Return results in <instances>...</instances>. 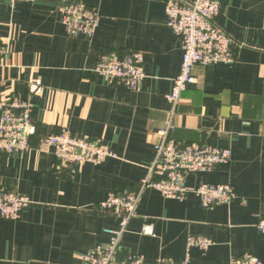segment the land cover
Returning a JSON list of instances; mask_svg holds the SVG:
<instances>
[{
  "label": "crops",
  "instance_id": "obj_1",
  "mask_svg": "<svg viewBox=\"0 0 264 264\" xmlns=\"http://www.w3.org/2000/svg\"><path fill=\"white\" fill-rule=\"evenodd\" d=\"M82 1L100 17L91 38L70 35L59 8ZM167 0H0V96L16 94L34 107L29 150L0 153V187L30 203L16 220L0 218V264H86L82 255L105 244L118 219L97 204L109 192L135 190L155 156L169 117L168 94L182 59L166 23ZM217 27L233 41L232 63L195 65L182 92L170 137L231 151L230 161L185 177L184 199L147 188L130 218L121 254L144 264L181 260L189 234L206 236L188 264H228L251 254L264 262V0H218ZM143 54L138 90L109 84L94 71L102 53ZM40 90L31 92L29 84ZM62 128L100 141L113 154L100 163L59 166L48 134ZM199 183L228 184L236 198L212 208L192 192ZM144 228L151 230L145 232Z\"/></svg>",
  "mask_w": 264,
  "mask_h": 264
},
{
  "label": "built area",
  "instance_id": "obj_2",
  "mask_svg": "<svg viewBox=\"0 0 264 264\" xmlns=\"http://www.w3.org/2000/svg\"><path fill=\"white\" fill-rule=\"evenodd\" d=\"M19 1L9 0L11 5ZM218 0H167L165 4L166 23L180 41L182 59L178 74L172 79L168 100L171 110L165 127L160 130V141L155 144V156L148 167L147 175L139 181L135 190L109 192L97 204L98 210L112 214L118 219L116 229L106 228L109 239L85 254L86 264H144V258L137 254H121L120 243L130 218L135 214L141 195L147 188L158 191L166 198L182 200L189 191L185 177L190 173L212 170L231 158L229 148L208 144H180L170 137L173 127L172 116L176 111L182 92L193 82L195 65L232 63L235 59L233 41L214 23L219 13ZM61 23L70 35L82 34L91 38L99 25L98 12L82 1H71L59 8ZM5 46H0L4 53ZM94 71L109 84L138 90L144 78L143 54L132 51L119 55L114 51L102 53ZM31 92H38V82L29 84ZM33 103L16 94L0 96V153L21 154L29 150V138L35 132L32 121ZM43 144L52 148L59 166L100 163L114 154L100 141L87 136L72 134L62 128L56 134H48ZM192 192L201 205L212 208L217 204H230L235 198L234 189L228 184L199 183ZM30 200L14 190L0 187V218L16 220L20 211ZM257 229L264 234V215L258 218ZM145 232H151L144 228ZM211 241L201 234H189L186 238V254L181 260L157 258L153 264H188L190 248L206 250ZM228 264H264L251 254L233 255Z\"/></svg>",
  "mask_w": 264,
  "mask_h": 264
}]
</instances>
